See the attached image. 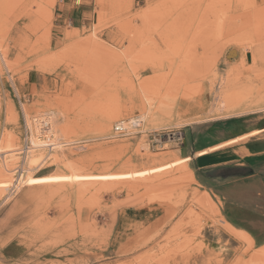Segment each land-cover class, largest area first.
<instances>
[{
	"label": "rangeland",
	"instance_id": "1",
	"mask_svg": "<svg viewBox=\"0 0 264 264\" xmlns=\"http://www.w3.org/2000/svg\"><path fill=\"white\" fill-rule=\"evenodd\" d=\"M67 3L0 0V264H264L171 135L264 121V0Z\"/></svg>",
	"mask_w": 264,
	"mask_h": 264
},
{
	"label": "crops",
	"instance_id": "2",
	"mask_svg": "<svg viewBox=\"0 0 264 264\" xmlns=\"http://www.w3.org/2000/svg\"><path fill=\"white\" fill-rule=\"evenodd\" d=\"M74 1L66 4V14ZM89 1L79 0L77 7L85 11ZM216 127L199 123L189 128L183 136L181 159H186L199 183L219 193L226 221L248 233L256 246H264V121L229 134L214 133Z\"/></svg>",
	"mask_w": 264,
	"mask_h": 264
},
{
	"label": "bare ground",
	"instance_id": "3",
	"mask_svg": "<svg viewBox=\"0 0 264 264\" xmlns=\"http://www.w3.org/2000/svg\"><path fill=\"white\" fill-rule=\"evenodd\" d=\"M142 88V87H141ZM144 91V90H143ZM115 112V111H114ZM119 116V112H117V113H113L112 115H109V116H107L105 119H103L102 121H101V125H100V127L101 128H103V129H107L108 127H109V124H110V121H111V119L112 118H115V117H118ZM145 114H144V116L143 115H137V116H133V118H138V119H142V121L145 119ZM49 118V117H48ZM47 117H43V118H41L42 119V121H41V119H35V120H39V122H37L38 123V126L39 125H41L42 123L41 122H43V121H45V124L47 125V126H49V128H50V130H46V131H43L42 129H41V127H39L38 128V130H40L41 129V134H43V133H50V134H46V135H44L42 138H40V137H38V141H44V139H45V141H47V143L50 141V139H53V127H52V125L49 123L50 122V118L48 119ZM66 127V125L65 124H63L62 126H61V129L63 130L64 128ZM40 134V135H41ZM175 136V135H174ZM49 139V140H48ZM42 141V142H43ZM13 138H11L10 136H7L6 138H5V147H6V153H9L8 155L11 157V158H16V156H18V155H21V154H23V153H26V154H30L29 156V159H30V164L31 163H34L35 161H34V159H33V156H34V154H33V152H35V151H37L38 149H35V146L36 147H38V146H42L43 147V145H41V144H34V143H32L33 145L32 146H27L26 145V150L25 149H22V148H13ZM51 144H48V145H46V146H50ZM7 154L5 155V153L3 154V153H0V158L3 160V162H4V164H5V166H6V162H7V156H8ZM27 158H28V155H27ZM33 159V160H32ZM34 161V162H33ZM6 170L9 172L10 171V169L8 168V167H6ZM3 174V169H1L0 168V177H1V175ZM222 221L226 224V227L230 230L229 232H231V234H232V236H234L235 238H238V239H241V240H243L244 242H246V243H248L251 247H254V241L252 240V238L250 237V235L248 234V233H246L245 231H241V230H238V229H235L231 224H229L227 221H226V219H224V217L222 218ZM224 224V225H225ZM258 251H260V252H258V254H255L254 256H252L253 257V259H254V257H255V259H256V257H259V256H264V246H262V247H260V250H258ZM253 255V254H252ZM260 259V258H259Z\"/></svg>",
	"mask_w": 264,
	"mask_h": 264
},
{
	"label": "built area",
	"instance_id": "4",
	"mask_svg": "<svg viewBox=\"0 0 264 264\" xmlns=\"http://www.w3.org/2000/svg\"><path fill=\"white\" fill-rule=\"evenodd\" d=\"M41 123H43L41 125V129H43V131L50 130L49 126H47L45 124V121H43ZM142 124H143L142 119L140 120L138 118H129L126 120L117 121L113 127V136H115L117 138L130 137L133 135L134 132H136L137 130H139L142 127ZM46 134H50V133H43V136ZM171 135H172V139L180 140L183 138V135L181 136L180 133H174V134L171 133ZM174 135H176V138L174 137ZM49 143H51V145H50L51 147H53L55 145V143L52 141H49ZM12 190H13V188H11V192H12Z\"/></svg>",
	"mask_w": 264,
	"mask_h": 264
},
{
	"label": "snow or ice",
	"instance_id": "5",
	"mask_svg": "<svg viewBox=\"0 0 264 264\" xmlns=\"http://www.w3.org/2000/svg\"><path fill=\"white\" fill-rule=\"evenodd\" d=\"M79 2V0H77V3Z\"/></svg>",
	"mask_w": 264,
	"mask_h": 264
}]
</instances>
